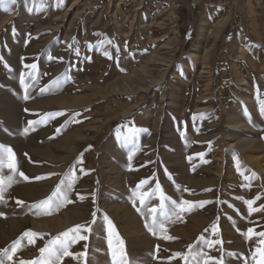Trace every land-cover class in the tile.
<instances>
[{
    "label": "rangeland",
    "instance_id": "1",
    "mask_svg": "<svg viewBox=\"0 0 264 264\" xmlns=\"http://www.w3.org/2000/svg\"><path fill=\"white\" fill-rule=\"evenodd\" d=\"M14 47L20 57L6 58L3 51ZM10 60L19 67L14 75L4 72ZM32 64L35 69L25 67ZM262 104L264 0L0 5V145L12 149L19 172L29 177L17 174L0 201V250L26 231L39 234L32 244L22 240L13 262L0 259L37 260L49 241L84 224L90 231L80 234L87 239L77 238L69 251L85 255L64 256L59 264H113L110 220L128 264H185L174 253L188 256L189 264L207 257L255 264L264 210L250 214L245 202L264 205ZM55 112L64 115L22 134L29 121ZM141 180L147 181L142 192L159 183L165 213L173 201L194 207L171 215L166 232L153 235L145 217L148 208L159 211V194L137 212L131 190ZM69 183L71 203L47 214L31 207ZM249 229L253 234L245 235ZM113 247H119L115 238Z\"/></svg>",
    "mask_w": 264,
    "mask_h": 264
},
{
    "label": "snow or ice",
    "instance_id": "2",
    "mask_svg": "<svg viewBox=\"0 0 264 264\" xmlns=\"http://www.w3.org/2000/svg\"><path fill=\"white\" fill-rule=\"evenodd\" d=\"M9 2L14 3L15 0H0V5L9 3ZM58 59H62V58H58ZM25 67L35 69L36 65L35 64L25 65ZM34 78L35 77H33V79ZM20 83H21V86L25 90L24 99H28L29 98L27 95L28 85L25 84L23 73L21 74V77H20ZM45 90L46 89H41L42 92ZM262 112H264V104H262ZM61 115H64V113L63 112L48 113L46 114L45 120L29 121L28 127H26L23 130L22 134L26 135L29 132V130H35L34 126L40 123L46 122L47 118H54L56 116H61ZM74 115H78V114H74ZM71 122H73V120L66 121V124L71 123ZM59 131L60 129H57V132ZM129 131L135 132L136 129L133 128V129H130ZM124 138L125 140L128 139L127 136H125ZM4 168H7L9 170V173H10L9 175L4 176L2 174ZM17 174H19V176L22 177L23 180L25 181L29 180L28 176H26L23 172H19L18 167H17V161L15 159V154L13 153L12 149L10 147L0 145V201H3L4 192L8 188H10L14 183L17 182L16 181ZM50 175H55V174L53 173ZM45 178L46 177H42V176L35 177L36 180H41ZM146 183H147L146 180H141L136 185V188L131 190L132 196H133L132 203H133V207H136V200L138 199L140 202V207H136V211L143 212L144 208L146 207L147 200L150 199L154 193L159 194V197H158L160 200L159 211L157 207L148 208L147 215L145 217V221H146L145 227L153 235H156L158 232H166V228L164 227V220L170 219L171 215H175L179 217L182 213L189 212L194 207L193 203L187 200H182L180 201L179 204L173 201L172 202L173 208L171 210V213H165L164 211L165 200L167 198L163 194L159 183L156 184L155 189L152 190L151 192H142L141 186ZM71 188H72L71 183L67 184L66 188H63V189L61 187V184H57L51 195H49L44 200L36 202L31 207L37 210H40L44 212L45 214L49 213L52 208L63 207L65 203H71V201L68 199V191L71 190ZM185 191H189V190L185 189ZM94 195L95 194L93 193V196ZM78 198L81 200L84 199L83 196H78ZM256 199H259V197H257ZM23 203H24L23 201H19V200L17 201V205H22ZM203 203H207V202H201L200 206H202ZM245 203L248 205L250 214L255 211L264 210V205H262L259 209L252 207V205L255 203L254 200L246 201ZM0 215H2V213H0ZM93 215L95 216V213H93ZM158 215L162 218L161 220L157 219ZM105 219L107 220V217H105ZM107 225H108L107 230L109 234L108 245H109L110 254L112 256L113 264H128V260H127V257H126V254L123 248V241L120 240L118 233L115 232V228L112 225V222L110 220H107ZM81 230L90 231V227L84 224H77V225H74L73 227L68 228L66 231L60 233L53 240L49 241L48 244L45 245V247L39 249L41 255L37 260H34V261L20 260L19 264H59L60 260L64 256H74V258L84 256L85 255L84 253L73 254L69 251L70 244L75 243L77 241V238L79 240L87 239V236L80 234ZM253 232H254L253 229H249L248 233L245 235H251L253 234ZM38 235H39L38 233H33L30 231L24 232L21 238H18L16 241H13V243L10 246V249L0 250V255L6 256L9 262H13V257L20 250L22 246V240L24 238H27L28 243L32 244L34 243L33 237H36ZM258 235L260 237H264V232H260L258 233ZM113 238H115V240L118 242L119 247L117 248L113 247ZM163 238L168 239V240L173 239V237H170V236H164ZM213 243L221 244L222 242L220 240H216ZM261 245L262 246L258 250L259 258H257V253L255 252L253 253L252 258L255 261V264H264V239L261 240ZM192 249H193V246L190 245L189 255L192 254ZM196 255L199 257H203L205 254L203 252H199ZM175 257H181L185 260V264H189L188 256H185L184 254H181V253H174L173 258ZM0 264H4V261L2 259H0ZM198 264H223V261L222 259H214L212 257H207L206 259H203L202 261H198Z\"/></svg>",
    "mask_w": 264,
    "mask_h": 264
},
{
    "label": "crops",
    "instance_id": "3",
    "mask_svg": "<svg viewBox=\"0 0 264 264\" xmlns=\"http://www.w3.org/2000/svg\"><path fill=\"white\" fill-rule=\"evenodd\" d=\"M4 52V56L7 58L8 56H12L14 58H16L17 56L20 57V55L22 54V52H20V48L19 47H14V48H10L8 49L7 51H3ZM38 56V54L36 55ZM8 64H6L5 66V70L4 72L7 73V74H16L17 70L19 67L17 66V61H11L10 62H7Z\"/></svg>",
    "mask_w": 264,
    "mask_h": 264
},
{
    "label": "bare ground",
    "instance_id": "4",
    "mask_svg": "<svg viewBox=\"0 0 264 264\" xmlns=\"http://www.w3.org/2000/svg\"><path fill=\"white\" fill-rule=\"evenodd\" d=\"M70 99H71V98H70ZM70 99H69V100H70ZM55 101H56V100H55ZM54 103H55V102H54ZM41 105H42V104H41ZM64 146H65V148L68 147V146H67V143H66ZM64 146H63V147H64ZM41 149H42V148H41ZM41 149H40V151H41ZM32 151H33V150H32ZM34 151H35V150H34ZM40 151H39L38 153H40ZM51 155H52V154H51ZM61 155H62V154H61ZM66 158H67V157H66ZM64 159H65V157H64ZM60 160H61V159H60ZM35 170H36V169H35ZM49 183H50V182H49ZM76 213H77V212H76Z\"/></svg>",
    "mask_w": 264,
    "mask_h": 264
}]
</instances>
